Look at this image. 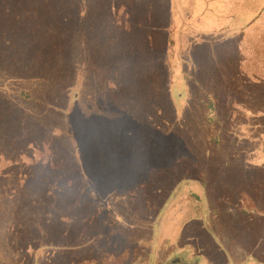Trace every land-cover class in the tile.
Returning <instances> with one entry per match:
<instances>
[{
    "label": "trees",
    "instance_id": "obj_1",
    "mask_svg": "<svg viewBox=\"0 0 264 264\" xmlns=\"http://www.w3.org/2000/svg\"><path fill=\"white\" fill-rule=\"evenodd\" d=\"M179 2L0 0V123L47 198L0 264H264V27L196 49L188 76Z\"/></svg>",
    "mask_w": 264,
    "mask_h": 264
},
{
    "label": "rangeland",
    "instance_id": "obj_2",
    "mask_svg": "<svg viewBox=\"0 0 264 264\" xmlns=\"http://www.w3.org/2000/svg\"><path fill=\"white\" fill-rule=\"evenodd\" d=\"M87 8L84 5L80 18L81 22L82 20H86L89 14ZM175 8L195 10V14L198 15L195 28L189 22L190 12L188 11L182 14L184 19L181 20V18L179 20L180 23L177 24L179 28L181 27L182 32L189 30L187 34H190L188 36H185V34L180 37H184L183 41H181L182 69L188 76H193L199 69L195 65L187 67L191 61L190 55L195 49L205 46L206 43H215L217 46H220L228 42H233L254 34V29L257 27H264V0H190L189 3L180 0L175 5ZM203 8H218L223 17L234 16L231 21H229L230 19L214 18L208 12L203 14ZM260 13H262L259 16L260 19L255 23L253 28H244L238 31L237 24L239 15L242 16L240 21V24H242L254 16L253 19H255ZM234 23L235 25H233ZM168 25H170V18ZM227 25H231V27H227ZM83 28L84 25H81V29ZM198 40L204 44H197ZM77 51L80 53L81 47H78ZM186 57L188 61L185 59ZM83 63L82 60H78L77 65L80 67ZM168 71L170 75H173L170 68H168ZM88 78L89 80L82 84V89L80 88L75 93L74 104L76 107L74 106V108L77 109H73L75 110L74 114L76 119H84V112L91 108L90 106H95L93 94L95 95L97 92V76L95 73L92 75L88 74ZM7 82L8 78L6 79V75L0 72V85L4 88L6 86L4 84ZM9 88L12 89L13 87L10 86ZM1 104L5 105L6 103L2 101ZM93 109L95 111V108ZM187 113L188 110L181 117H178V124H182L186 120ZM7 122L3 121V123H0V251L5 250L8 258H15V256L18 258L21 253L16 250V247L14 249V246H11V240L13 238L11 234H14L16 230H20L23 232L21 235L24 236L29 223L31 224L32 222L39 228L41 220L38 214L45 215V211H47V198L43 189L44 184L36 178H32L30 174L32 167L25 159V157L31 156L28 152V147H16L13 145L11 133H6L3 129ZM95 164L91 176L95 184L94 187L105 188L107 180L111 181L109 167L107 165L106 169L102 164ZM20 231L17 232L20 233ZM163 256L164 253L161 252L159 254V260Z\"/></svg>",
    "mask_w": 264,
    "mask_h": 264
},
{
    "label": "crops",
    "instance_id": "obj_3",
    "mask_svg": "<svg viewBox=\"0 0 264 264\" xmlns=\"http://www.w3.org/2000/svg\"><path fill=\"white\" fill-rule=\"evenodd\" d=\"M202 12H203V14L205 13H210L214 18H219V19H226V20H229V21H231L232 20V18H233V16L234 15H231V16H229V17H223L222 15H221V12L218 10V8H214V9H210V8H203L202 9ZM261 14L262 13H260V15H257V17L255 18V19H253L254 17H252L249 21H246V22H244V23H242V24H240V21H241V19H242V16L241 15H239V19H238V24H237V28H238V31H240L241 29H244V28H247V29H250V28H253L254 26H255V23L258 21L257 20V18H259V16H261ZM197 16L198 15H196L195 14V10H193V14L191 15V16H189V22H191V24L193 25V27L195 28L196 27V25H195V23L197 22ZM233 25H235V23L233 24ZM227 27H231V25H227ZM216 32V31H215ZM197 44H204V43H200V41L198 40L197 41ZM201 46V45H200ZM187 50V49H186ZM196 50V49H195ZM195 52V51H194ZM193 52V53H194ZM193 53H191V54H193ZM187 61H188V58L186 57L185 58ZM189 66L190 67H192L193 65H192V63H191V61H190V64H189ZM255 264H258V263H255Z\"/></svg>",
    "mask_w": 264,
    "mask_h": 264
}]
</instances>
